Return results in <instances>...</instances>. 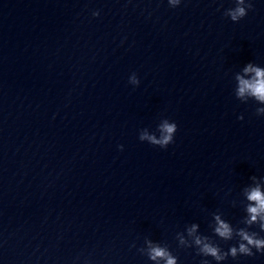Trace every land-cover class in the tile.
<instances>
[{
  "label": "water",
  "instance_id": "water-1",
  "mask_svg": "<svg viewBox=\"0 0 264 264\" xmlns=\"http://www.w3.org/2000/svg\"><path fill=\"white\" fill-rule=\"evenodd\" d=\"M235 7L0 0V264H155L149 244L203 264L193 224L236 243L213 236L216 215L264 237L244 224L246 190H264V105L235 96L247 64L264 68V0L237 23ZM166 121L167 148L140 140Z\"/></svg>",
  "mask_w": 264,
  "mask_h": 264
},
{
  "label": "clouds",
  "instance_id": "clouds-1",
  "mask_svg": "<svg viewBox=\"0 0 264 264\" xmlns=\"http://www.w3.org/2000/svg\"><path fill=\"white\" fill-rule=\"evenodd\" d=\"M170 7H177L181 0H168ZM245 0H236V7L228 12L233 23L242 20L248 10L244 7ZM93 17L99 15L98 11L91 13ZM235 96L240 100L252 99L260 105H264V68L254 66L249 63L243 68V75L236 77ZM132 83H136L133 79ZM257 114H264V107L257 109ZM238 119H243L238 117ZM177 131L175 123L164 122L160 126V138L149 136L146 133L140 136V140H147L154 147L160 149L167 148L173 143L174 135ZM123 146L118 145V150H122ZM248 205L245 209L246 218L244 224L247 226L258 225L259 231L264 232V190L257 184L245 192ZM212 234L219 240L231 241L235 238L236 243L231 244L227 250H222L217 244L213 243L208 236H201L197 233V225L193 224L188 230V237L191 238V245L195 246L198 254L204 257L203 264H209V258L213 264H221V262L229 259L236 261L238 257H252L253 255H264V237L259 236L254 231H248L245 228L234 229L233 226L222 219L221 216L213 217ZM180 244L187 245L183 237L180 238ZM149 259L155 264H177V260L171 253L160 246L149 244Z\"/></svg>",
  "mask_w": 264,
  "mask_h": 264
}]
</instances>
